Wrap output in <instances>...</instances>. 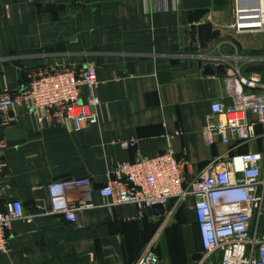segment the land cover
<instances>
[{
    "label": "crops",
    "instance_id": "0c3cea01",
    "mask_svg": "<svg viewBox=\"0 0 264 264\" xmlns=\"http://www.w3.org/2000/svg\"><path fill=\"white\" fill-rule=\"evenodd\" d=\"M238 2L0 0V92L22 89L31 69L93 64L100 101L98 124L79 130L68 121L39 125L24 106L11 111L0 207L20 201L32 218L12 222L0 264H135L149 243L166 264H194L200 245L192 198L166 218L152 209L140 215L131 204L101 207L98 192L115 165L132 162L136 153L153 158L171 150L188 162L192 180L212 158L230 152L217 139L205 146L210 104L232 103L224 78L235 57L243 75L256 72L264 82V37L236 32ZM203 10L200 22L219 33L205 47L189 34V14ZM87 94L82 88L83 101ZM255 136V145L232 152L261 150L264 126L255 127ZM132 141L135 148L120 145ZM71 178L90 179L93 207L74 223L41 215L49 210L47 185ZM82 195L75 190L70 197L80 202Z\"/></svg>",
    "mask_w": 264,
    "mask_h": 264
},
{
    "label": "built area",
    "instance_id": "2783aa9c",
    "mask_svg": "<svg viewBox=\"0 0 264 264\" xmlns=\"http://www.w3.org/2000/svg\"><path fill=\"white\" fill-rule=\"evenodd\" d=\"M234 29L255 30L264 37V0H239ZM234 60L224 78L225 92L232 103L213 101L202 129L207 148L217 139L230 147V152L238 145H255V127L264 126L262 76L256 72L243 75L240 58ZM98 85L93 64H54L31 69L22 89L1 91L0 179L6 169L3 133L13 125V109L24 106L39 125L45 121H68L76 130L95 126L100 105ZM82 88L88 91L84 101ZM120 145L135 148L136 142ZM230 152L212 158L192 180L186 176L188 162L177 158L171 150L153 158L136 153L132 162L116 164L111 177L100 188L101 207L131 204L142 215L145 210L161 206L168 218L190 197L202 245V253L194 264H264V145L261 150ZM91 189L89 178L51 182L47 185L49 210L40 214L58 215L74 223L79 212L93 207ZM75 190L83 191V201L71 199ZM31 218L24 215L20 201L0 207V252L7 251L6 232L12 222ZM135 264L166 263L149 243Z\"/></svg>",
    "mask_w": 264,
    "mask_h": 264
},
{
    "label": "water",
    "instance_id": "95a60500",
    "mask_svg": "<svg viewBox=\"0 0 264 264\" xmlns=\"http://www.w3.org/2000/svg\"><path fill=\"white\" fill-rule=\"evenodd\" d=\"M207 11H198L195 13L189 14V34L191 39L195 41L198 37V40L201 44V47L207 46L209 41L214 40L218 36V32L213 30V27L209 23H201L200 20L205 16ZM197 23V26L195 25ZM257 68H251L250 71H256ZM249 71V70H248ZM206 73H212L208 68ZM154 213L163 215L164 209L161 206H155L152 208Z\"/></svg>",
    "mask_w": 264,
    "mask_h": 264
},
{
    "label": "trees",
    "instance_id": "16d2710c",
    "mask_svg": "<svg viewBox=\"0 0 264 264\" xmlns=\"http://www.w3.org/2000/svg\"><path fill=\"white\" fill-rule=\"evenodd\" d=\"M196 227H197V225H196ZM198 237H199V235H198ZM199 245H200V252H199V254L196 256V260L197 259H199V257H200V255H201V253H202V245H201V242H200V238H199Z\"/></svg>",
    "mask_w": 264,
    "mask_h": 264
},
{
    "label": "rangeland",
    "instance_id": "374dc122",
    "mask_svg": "<svg viewBox=\"0 0 264 264\" xmlns=\"http://www.w3.org/2000/svg\"><path fill=\"white\" fill-rule=\"evenodd\" d=\"M232 26V25H231ZM232 30V29H231Z\"/></svg>",
    "mask_w": 264,
    "mask_h": 264
}]
</instances>
